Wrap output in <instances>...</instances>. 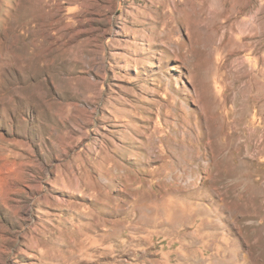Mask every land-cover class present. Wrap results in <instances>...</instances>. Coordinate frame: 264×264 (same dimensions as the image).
<instances>
[{"label": "rangeland", "instance_id": "obj_1", "mask_svg": "<svg viewBox=\"0 0 264 264\" xmlns=\"http://www.w3.org/2000/svg\"><path fill=\"white\" fill-rule=\"evenodd\" d=\"M0 264H264V0H0Z\"/></svg>", "mask_w": 264, "mask_h": 264}]
</instances>
